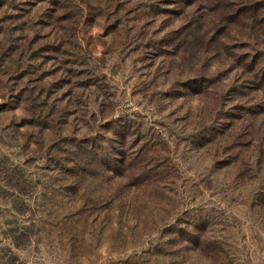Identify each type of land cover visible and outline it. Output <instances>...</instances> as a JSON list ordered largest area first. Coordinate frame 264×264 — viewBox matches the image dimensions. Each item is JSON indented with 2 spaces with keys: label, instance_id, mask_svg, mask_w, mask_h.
I'll return each mask as SVG.
<instances>
[{
  "label": "rangeland",
  "instance_id": "1",
  "mask_svg": "<svg viewBox=\"0 0 264 264\" xmlns=\"http://www.w3.org/2000/svg\"><path fill=\"white\" fill-rule=\"evenodd\" d=\"M1 2L0 260L264 264V0Z\"/></svg>",
  "mask_w": 264,
  "mask_h": 264
},
{
  "label": "trees",
  "instance_id": "2",
  "mask_svg": "<svg viewBox=\"0 0 264 264\" xmlns=\"http://www.w3.org/2000/svg\"><path fill=\"white\" fill-rule=\"evenodd\" d=\"M1 1H3V0H0V3L2 5H4L5 2H1ZM10 1H13V0H10ZM47 1H48L49 8L46 9V11H47L46 13L47 14L45 16L48 19L49 18H54L55 21H56V17H53V16L55 15V13H56L57 10L63 11V13L61 15L67 16V13H68L67 12V9H68L67 7L68 6L66 4H63V0H47ZM62 20H64V18H61L59 21H62ZM62 27L65 28V24L62 25V26H60V29ZM71 29H72V27H71ZM54 39L58 42L56 44L57 46L51 48L50 50L56 52L59 49V46H62L64 40L61 39V38H58V37H55ZM44 50H48V48H43L42 51H44ZM39 121H41V120H38V123H39ZM116 121L117 120H115V119L109 120V122H116ZM124 134H125V131L123 130L121 135L124 136ZM107 154H108V152H107ZM107 154H103V155L102 154H98L96 156L97 157V163L99 165H101V166H99V165H97V166L105 168L106 169L105 171H107V167L108 166L109 167H112V165L109 163L110 162V159H109V156ZM105 155H107V156H105ZM120 155H121L120 156L121 158H115L114 157L113 158V161H112V162H116L115 163L116 169H117V166L118 165H119L118 168H120L125 163V160H122V159H125L124 156H122V154H120ZM75 163L77 164V162H75ZM76 164H75L74 168L70 169L68 171V173H66V175H68V176L70 175L72 178H77L76 176H78V175H79V177H82V178L85 177V176H89L90 175L88 171H85L84 170V166L83 165H79L76 168ZM80 170L81 171H84V172L79 173V172H81ZM110 171H113V170L110 169ZM116 171H117V173L119 172L118 170H116ZM117 175H123V172H122V174H117ZM80 184L82 185V187L84 186V184H82L81 181H80ZM80 184H78L77 186H69L70 188L68 189V191L71 192L72 194H74L76 192L75 190L78 189V187H79ZM9 233H10L9 236H10L11 240L14 241V242H17V240L19 239V237L17 236L16 232L15 231H11ZM191 238H193V237H191ZM0 264H17V258L10 251H8V253L5 254V255H3V257L1 258Z\"/></svg>",
  "mask_w": 264,
  "mask_h": 264
}]
</instances>
